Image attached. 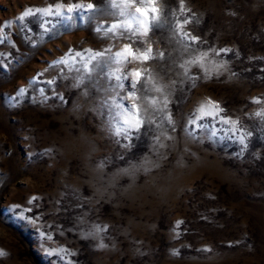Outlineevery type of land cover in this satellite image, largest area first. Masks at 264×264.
I'll return each mask as SVG.
<instances>
[{
  "label": "rangeland",
  "instance_id": "374dc122",
  "mask_svg": "<svg viewBox=\"0 0 264 264\" xmlns=\"http://www.w3.org/2000/svg\"><path fill=\"white\" fill-rule=\"evenodd\" d=\"M88 3L91 22L67 13ZM112 3L0 0V264H264V0H136L164 27L139 45L156 59L122 71L148 69L162 92L147 96L169 103L137 92L152 124L131 149L87 77L107 80L85 67L86 50L130 43L94 31L127 18ZM57 5L74 26L44 14ZM209 102L229 123L194 139L189 114Z\"/></svg>",
  "mask_w": 264,
  "mask_h": 264
},
{
  "label": "snow or ice",
  "instance_id": "6c2138e0",
  "mask_svg": "<svg viewBox=\"0 0 264 264\" xmlns=\"http://www.w3.org/2000/svg\"><path fill=\"white\" fill-rule=\"evenodd\" d=\"M151 2L154 4L155 0H151ZM111 6L120 9L118 13L112 12L110 13L111 15H118L119 17L127 18L112 23L108 27L97 25L94 31L98 34L103 33L106 37L111 34L110 38H127L130 40V43L125 44L122 49L115 53H112L111 47L104 49L103 51L95 52L92 50H86L89 52V55L86 58L85 67H87L88 64H92L91 68L88 69L89 73L98 72L99 76H103L107 80V86L104 87L100 85L98 79L94 80L91 75L87 77V79L94 83L98 91L104 94L100 101V110L101 113H103L104 109H107L109 131L115 132L116 137L119 138L116 140L117 143H121L125 148L131 149L134 147L135 140H138L141 135H144L151 130L152 124L150 119L146 120L141 114L142 108L144 111H147V108H144L143 105L137 103V100L142 98L137 96V92L143 94V98L147 99V106L154 111H164L168 108L169 101L167 97H165L162 102H159L157 98L147 96V93L150 91L162 92L161 88L154 86V81H152L148 69H131L129 72H123L122 67L134 61L144 64L149 60L156 59L151 44H148L147 48L143 50H141L139 45L146 42V38H148L150 32L160 31L164 27V24L159 17L155 15L159 11L156 7L151 8L150 12L153 15L151 19H149V10L136 6V0H123L122 6L121 4L115 3V0H113ZM61 7V5H57V11L55 13L49 9L46 10L44 14L48 16L55 15L59 19L70 22V24L74 26L76 16L66 15L65 12L59 10ZM183 7V0H181V9H183ZM132 8H135L134 12L131 11ZM94 9L95 6L92 3H88L87 5L71 4L67 6V13H75L82 21L91 22V20L95 18L93 14ZM86 12L88 13L87 15L85 14ZM32 15L34 14L31 9H29L18 19L23 21L25 17ZM59 19L57 20V24H59ZM187 22L188 21H185V23ZM8 23L10 24L11 22ZM184 36L191 43L199 42V38L196 36H191L188 33H185ZM140 37H144L145 40H140ZM133 44H137V47L133 48ZM221 51L228 50L225 49ZM206 55L207 54L205 53V56ZM75 56L85 59L83 53L80 52H76ZM159 56L160 58H163L164 53H159ZM202 59L203 58L192 60L189 63H199L203 66ZM93 61L95 63H92ZM61 63L65 62L61 61ZM77 71H79V69H77ZM129 77H131V79H129ZM83 79L84 77H81V83L83 82ZM141 80L144 81L143 84H141ZM150 81L153 82V87L151 88L147 87ZM138 84H141L140 88H137ZM74 86L79 87V84ZM122 90H127L128 95H122ZM20 91L23 92L24 90L21 89ZM109 94H112V99H108ZM129 99L133 101L131 105L125 103V101ZM158 103H162V107L157 108ZM222 111L223 109L219 108V106L213 102L201 105L198 112L189 114L190 118L185 124V131L194 139L197 138L199 132H209V138H215L219 132L225 131L224 129L217 127V124L229 123L227 119L220 117L219 113ZM167 122L174 128V121L170 114L167 117ZM113 123L117 125L115 129L112 128ZM232 123L235 124V122ZM146 124L148 125L147 128H145ZM141 129H144V132H142ZM233 130L234 129H227L226 131L232 132ZM242 139L243 138H241V141ZM97 228L98 230H102L99 229V226H97Z\"/></svg>",
  "mask_w": 264,
  "mask_h": 264
}]
</instances>
